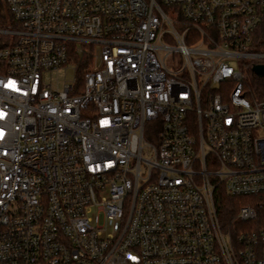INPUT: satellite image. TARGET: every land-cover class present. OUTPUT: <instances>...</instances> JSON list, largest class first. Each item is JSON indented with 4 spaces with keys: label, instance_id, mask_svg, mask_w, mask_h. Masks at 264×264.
Masks as SVG:
<instances>
[{
    "label": "built area",
    "instance_id": "2783aa9c",
    "mask_svg": "<svg viewBox=\"0 0 264 264\" xmlns=\"http://www.w3.org/2000/svg\"><path fill=\"white\" fill-rule=\"evenodd\" d=\"M4 2L0 264H264V0Z\"/></svg>",
    "mask_w": 264,
    "mask_h": 264
},
{
    "label": "trees",
    "instance_id": "16d2710c",
    "mask_svg": "<svg viewBox=\"0 0 264 264\" xmlns=\"http://www.w3.org/2000/svg\"><path fill=\"white\" fill-rule=\"evenodd\" d=\"M10 23H12V18L6 8L4 0H0V27ZM246 205H248V198L230 197L224 191L216 194L218 218L225 231L236 233L239 227L238 212ZM262 218H264V212L262 213Z\"/></svg>",
    "mask_w": 264,
    "mask_h": 264
},
{
    "label": "rangeland",
    "instance_id": "374dc122",
    "mask_svg": "<svg viewBox=\"0 0 264 264\" xmlns=\"http://www.w3.org/2000/svg\"><path fill=\"white\" fill-rule=\"evenodd\" d=\"M245 62L242 60H233L232 61V65L241 70L243 72V74L245 76H247V81H246V91L249 94H254L256 97L262 96L264 93V79L260 80L258 78H256L254 76V74L252 73L251 69L249 66L244 64ZM48 77L50 78V81L53 82L54 86L57 87L59 89H63V84L67 81H73L74 79V73L71 70L68 71H59V72H55V73H50L48 75ZM217 89H220L221 86L218 85L216 87ZM148 131V130H147ZM148 136H147V140H148ZM254 223L253 224H244L241 225V228L243 231L244 230H250L252 228H254ZM241 230V231H242ZM109 231L113 234H118L119 233V225L116 222H112L109 225Z\"/></svg>",
    "mask_w": 264,
    "mask_h": 264
},
{
    "label": "water",
    "instance_id": "95a60500",
    "mask_svg": "<svg viewBox=\"0 0 264 264\" xmlns=\"http://www.w3.org/2000/svg\"><path fill=\"white\" fill-rule=\"evenodd\" d=\"M254 72H255L259 77H264V66H255V67H254Z\"/></svg>",
    "mask_w": 264,
    "mask_h": 264
}]
</instances>
